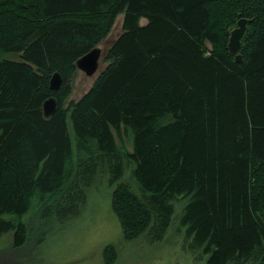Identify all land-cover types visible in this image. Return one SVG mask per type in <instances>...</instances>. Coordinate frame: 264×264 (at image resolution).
Segmentation results:
<instances>
[{"label":"trees","instance_id":"1","mask_svg":"<svg viewBox=\"0 0 264 264\" xmlns=\"http://www.w3.org/2000/svg\"><path fill=\"white\" fill-rule=\"evenodd\" d=\"M119 14L107 67L68 101ZM104 178L127 242L171 230L204 264H264V0H0V244L75 217Z\"/></svg>","mask_w":264,"mask_h":264},{"label":"rangeland","instance_id":"2","mask_svg":"<svg viewBox=\"0 0 264 264\" xmlns=\"http://www.w3.org/2000/svg\"><path fill=\"white\" fill-rule=\"evenodd\" d=\"M123 17V14L116 17L109 33L97 46L101 50L97 72L87 76L76 70L69 82L71 91L68 101L83 97L107 67L105 56L113 41L122 34ZM146 23L147 20H140V25ZM112 190L107 178L99 180L88 192L85 205L75 217H69L62 223H38L33 229L31 241L22 248L10 247V236H3L0 264H104L102 254L107 245H113L118 250L114 264H204L186 251L185 236L171 230L160 243L152 244L144 240L127 242L112 208Z\"/></svg>","mask_w":264,"mask_h":264},{"label":"water","instance_id":"3","mask_svg":"<svg viewBox=\"0 0 264 264\" xmlns=\"http://www.w3.org/2000/svg\"><path fill=\"white\" fill-rule=\"evenodd\" d=\"M250 20L246 18H241L237 21L236 28L232 30L229 42L228 51L229 54L234 58L236 63L242 61V57L239 54L241 49V39L246 33L247 25ZM101 57V50L96 47L89 51L87 54L79 58L76 62V68L84 72L87 76H93L99 65V58ZM63 79L58 72L51 75L49 79V88L51 91H58L62 86ZM57 101L54 97L48 98L42 105L43 115L45 118H50L52 114L56 111Z\"/></svg>","mask_w":264,"mask_h":264}]
</instances>
